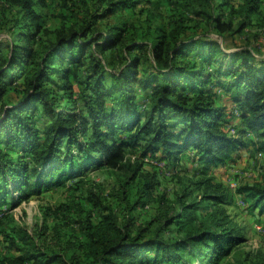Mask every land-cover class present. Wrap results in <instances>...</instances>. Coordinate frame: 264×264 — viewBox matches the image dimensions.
<instances>
[{
	"label": "trees",
	"instance_id": "1",
	"mask_svg": "<svg viewBox=\"0 0 264 264\" xmlns=\"http://www.w3.org/2000/svg\"><path fill=\"white\" fill-rule=\"evenodd\" d=\"M37 1L0 0L18 7L21 13L14 21L20 29L16 42L6 55L0 50V203L7 197L18 203L32 193L86 175L92 167H123L127 151L136 148L142 158L155 157L159 152L175 163L188 153L206 168L233 160L232 153L240 146L252 145L264 154V59L253 63L252 54L233 52L224 66L218 59L221 49L216 41L178 38L189 30L181 26V18L175 23L179 30L171 33L170 42L162 35L151 47L132 41L123 27L108 31L101 42H94L92 23L87 21L80 29L60 33L55 41L34 49L41 26L34 9ZM95 1L105 4L99 14L105 18L136 4L134 0ZM220 1L231 13L242 12V21L234 32L257 17L264 34L261 0H245L239 11L232 0ZM209 20H215L221 30L231 28L220 17ZM92 44L102 54L121 48L124 62L120 70L108 72L100 60H93L94 49L87 54ZM150 53L154 57L152 70L141 76L138 67ZM204 65L213 70H205ZM78 71L84 76L78 78ZM214 72L216 80L211 75ZM70 75L83 90L80 101L71 94ZM225 77L228 80H222ZM135 83L147 90L146 104L137 98ZM207 85L225 89L240 113L238 133L242 136L247 131L257 140L248 142L221 129L225 109L215 104ZM10 89L16 93L14 102L5 99ZM38 114L44 122L39 123ZM137 171L135 166L130 177L120 180L118 188L128 211L149 200L156 184L143 182L137 198L130 202L128 186ZM212 179H208L210 183L199 200L182 204L181 212L173 213L172 207L159 212L151 220L157 223L153 236L146 235L150 222L134 230V219L129 217L119 226L109 211L93 225L91 213L76 205L65 214L69 217L68 212H75L79 216L83 238L76 248L66 244L62 252L50 255L31 245L27 235L23 241L30 250L16 246L7 235L10 250L23 253L3 257L0 264H161L164 259L172 264H192L184 260L187 255L197 257L200 264H216L243 238L218 208L229 198L222 184L212 183ZM241 191L253 209L264 214V172L261 183L244 186ZM199 204L214 206V214L209 213L211 223L189 228L194 220L191 211ZM171 225L183 236L163 239L159 234L168 232ZM251 264H264V257Z\"/></svg>",
	"mask_w": 264,
	"mask_h": 264
},
{
	"label": "rangeland",
	"instance_id": "2",
	"mask_svg": "<svg viewBox=\"0 0 264 264\" xmlns=\"http://www.w3.org/2000/svg\"><path fill=\"white\" fill-rule=\"evenodd\" d=\"M134 1L136 4L133 7L120 8L105 18L99 16L105 4H99L95 0H38L34 9L40 16L41 26L33 48L55 41L60 33L78 30L85 26L87 21L92 23V32L96 35L94 42H101V36L108 31L123 27L128 32L127 35L132 37V41L146 43L151 47L162 35H165L167 43L170 42L171 33L179 30L175 23L181 18L183 20L180 22L181 26L189 30L178 38L198 37L216 41L221 49V52L217 53L218 59L224 66L233 52L246 51L252 54L250 61L253 63L264 59V34L259 27V19L253 17L250 25L240 32H234L242 21V12L231 13V10L220 5V0ZM232 1L234 8L237 9L245 0ZM260 10L264 12V0H261ZM20 17L18 7L0 2V50L5 55L9 47L16 42L15 35L20 29L14 21ZM216 17H220L222 22L230 23L231 28L221 30L215 20L210 22V18ZM95 46L97 45L92 44L87 49V54L91 53L93 48V60H100L103 68L108 72H118L124 62L123 50L115 47L102 54L95 50ZM151 62L154 63L151 53L149 59H142L138 67L141 76L151 72ZM238 62L236 68L240 66ZM215 66H218V63ZM204 67L207 71L213 70L208 65ZM211 75L216 80L215 72ZM76 76L83 77L84 72L78 71ZM222 80L228 79L225 77ZM69 83L72 86V96L80 101L83 90L73 80L72 75L69 76ZM206 88L209 89L210 86L207 85ZM133 89L137 98L142 100L141 104H146L147 90L139 83H135ZM208 92L215 104L225 109L224 122L221 124L223 131H227L231 136L242 137L248 142L257 140L254 134L247 131L242 136L238 133L240 113L224 88L213 87ZM15 94L10 89L5 99L14 102ZM37 118L39 123L45 121L40 114ZM232 155L233 160L206 168L202 167L194 155L190 156L188 153L185 158L182 157L175 163L161 157L159 152L155 157L142 158L139 156V148H136L127 151L123 167L106 165L99 168L92 167L86 175L64 180L60 185L43 189L37 194L32 193L18 203L15 199L7 197L6 201L0 203V259L16 257L23 253L19 250H10L11 244L5 240L7 235L12 238L16 246L30 250V245L23 241L27 235L31 245L42 248L50 255L62 252L66 244L76 248L83 238L80 233L79 216L75 212H68L70 216L65 217L66 211L76 208V205L91 213L93 225L109 211L116 217L119 226L129 217L134 219V230L150 222L146 235L153 236L156 233L157 223L151 220L156 218L159 212L167 210V207H172L173 213L181 212L182 204L199 200L206 185L210 183L208 179L213 178L212 183L222 184L229 198L228 203L220 204L218 208L223 209L224 215L243 238L239 245L232 248L228 256H221L216 264H251L253 261H259L264 257V214L253 209L241 188L261 183L264 155L259 154L252 145L235 148ZM135 166H138L137 175L133 183L128 186L130 202L137 198L143 182L154 181L156 184L149 200L141 201L138 207L128 211L129 206H126L118 195V188L121 186L120 180L130 177ZM230 183L234 185L231 190L228 187ZM211 212L214 214V206L207 208L206 205L199 204L196 210L191 211L194 220L188 224V227L208 225L211 223L209 220ZM159 235L163 239L170 240L180 238L183 233H178L175 225H171L168 232H161ZM197 259L194 255L184 257L186 262L200 264ZM25 264L38 263L27 261ZM161 264L172 263L164 259Z\"/></svg>",
	"mask_w": 264,
	"mask_h": 264
},
{
	"label": "built area",
	"instance_id": "3",
	"mask_svg": "<svg viewBox=\"0 0 264 264\" xmlns=\"http://www.w3.org/2000/svg\"><path fill=\"white\" fill-rule=\"evenodd\" d=\"M228 187H229L230 190H231L232 188H234L233 183H230V186H229V184H228ZM258 228H259V227H258Z\"/></svg>",
	"mask_w": 264,
	"mask_h": 264
},
{
	"label": "crops",
	"instance_id": "4",
	"mask_svg": "<svg viewBox=\"0 0 264 264\" xmlns=\"http://www.w3.org/2000/svg\"><path fill=\"white\" fill-rule=\"evenodd\" d=\"M260 153H261L262 155H264L262 152H259V154H260Z\"/></svg>",
	"mask_w": 264,
	"mask_h": 264
}]
</instances>
